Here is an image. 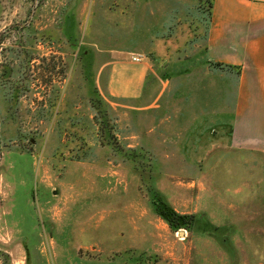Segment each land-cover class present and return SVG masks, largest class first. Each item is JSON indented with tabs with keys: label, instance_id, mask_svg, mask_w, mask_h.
<instances>
[{
	"label": "rangeland",
	"instance_id": "374dc122",
	"mask_svg": "<svg viewBox=\"0 0 264 264\" xmlns=\"http://www.w3.org/2000/svg\"><path fill=\"white\" fill-rule=\"evenodd\" d=\"M150 1L0 0V264H264V142L193 11ZM177 34L199 45L156 56ZM119 61L157 69L140 98Z\"/></svg>",
	"mask_w": 264,
	"mask_h": 264
},
{
	"label": "crops",
	"instance_id": "0c3cea01",
	"mask_svg": "<svg viewBox=\"0 0 264 264\" xmlns=\"http://www.w3.org/2000/svg\"><path fill=\"white\" fill-rule=\"evenodd\" d=\"M150 2H154L155 10L171 12V16L165 20L166 22L164 21L165 24L163 23L166 26L172 23L181 24L180 10L193 11V22L187 21L182 24L190 27V23L197 20L196 22L204 27L202 58L206 62L224 67L219 76L222 77L220 88L227 89L233 83L236 105L233 116L235 136L247 142V145L257 149L262 148L263 145L259 142H264V0H210L208 11H205L204 7L199 8L198 0H151ZM154 12L158 14V11H150L151 14ZM186 33L192 34L190 30ZM164 39L161 38L162 41ZM189 39L186 37L187 43L179 44L180 36L177 34L171 38L173 44L168 48L164 44L160 46V38L155 36L154 40L158 45L155 50L156 56L180 57V52L187 47L188 41L191 40L193 46L199 45V41H195L196 37ZM202 62L205 64L204 61ZM152 66L146 62L128 68L119 61L114 65L108 88L113 95L122 98H140L145 92L144 89L150 87L147 81L149 75L153 71L158 72L157 69H152ZM207 69L211 70L210 66ZM151 104L147 103L145 106ZM247 121H260L261 128L256 123L248 127Z\"/></svg>",
	"mask_w": 264,
	"mask_h": 264
},
{
	"label": "built area",
	"instance_id": "2783aa9c",
	"mask_svg": "<svg viewBox=\"0 0 264 264\" xmlns=\"http://www.w3.org/2000/svg\"><path fill=\"white\" fill-rule=\"evenodd\" d=\"M141 60L140 56H137V55H133L132 56V61L133 62H139Z\"/></svg>",
	"mask_w": 264,
	"mask_h": 264
}]
</instances>
